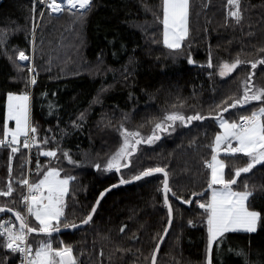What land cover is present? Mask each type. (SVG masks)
<instances>
[{
  "label": "trees",
  "instance_id": "obj_1",
  "mask_svg": "<svg viewBox=\"0 0 264 264\" xmlns=\"http://www.w3.org/2000/svg\"><path fill=\"white\" fill-rule=\"evenodd\" d=\"M161 5L162 0H93L92 10L78 20L68 12L50 14L40 0H0V32L7 33L0 44V137L8 93L27 91L37 137L49 138L41 149H58L57 161L33 147L30 169L26 149L15 154L0 149V189L8 182L9 164L16 189L12 197H0V205L26 214L21 202L26 190L17 183L21 173L30 172L35 182L44 170L56 166L75 177L65 214L78 223L99 193L119 181V174L104 171L103 165L122 143L121 124L147 136L166 113L199 112L208 118L187 126L177 122L175 131L162 133L153 144L139 145L121 175L129 179L148 167L165 168L172 190L193 203L183 204L169 194L174 222L157 264H206V214L196 201L210 198L206 161L211 160L210 146L220 131L212 117L223 100L242 95V82L250 74L254 73L251 85L264 87V65L253 70L250 63H242L225 77L217 74L216 66L237 56L246 62L264 59V0H241L239 24L228 18L227 0H189V31L179 50L163 43ZM18 51L32 55L39 73L35 85L26 87L31 65L18 61ZM209 55L213 68L208 67ZM256 107L259 102L254 101L224 116L237 120ZM63 151L79 165L68 163ZM224 157L227 179L230 171L248 162L242 154ZM97 163L100 170L94 167ZM163 178L158 174L110 191L85 228L54 235L53 246L60 241L71 244L80 264H151L169 219L159 190ZM244 184L253 192L251 206L264 216V165L242 173L234 187L243 189ZM29 223H36L31 216ZM33 238L43 237L31 234ZM240 250L246 257L237 255ZM212 259L213 264H264V220L254 233L226 234L221 246H213ZM18 263L17 253L0 247V264Z\"/></svg>",
  "mask_w": 264,
  "mask_h": 264
},
{
  "label": "snow or ice",
  "instance_id": "obj_2",
  "mask_svg": "<svg viewBox=\"0 0 264 264\" xmlns=\"http://www.w3.org/2000/svg\"><path fill=\"white\" fill-rule=\"evenodd\" d=\"M45 4L50 14H62L68 12L76 19L82 20L93 7V0H40ZM228 18L236 24L243 20V11L241 0H227ZM162 24H163V43L170 49L179 50L182 42L188 36V17L189 0H162ZM41 17L43 12L40 13ZM35 26L33 27V34ZM7 40V33L0 32V44ZM264 51V49H261ZM18 61H31V57L24 51H18ZM189 63H193L189 57ZM242 63H250L251 69L255 70L258 64L264 65V59L256 61H242L239 56L231 62L222 61L216 66L217 74L225 77L234 72ZM19 67V65H17ZM208 67L213 68L211 55H209ZM22 70V69H21ZM29 76L26 87L37 83L36 76L39 73L34 67H28ZM254 74V73H252ZM252 74L242 82L243 92L238 98L229 97L216 106V114L212 117L222 131L217 132L211 147V160L206 161V167L210 169V179L208 181V190L210 198L204 202L196 201L198 207L206 214L207 229V254L206 264H213L212 251L213 246H221L226 234L234 232L254 233L257 231L258 224L264 220L260 211H256L251 206L249 198L253 195L252 190L247 184L243 185L242 190L234 188L237 185V178L241 174H247L257 165H264V87H255L251 85ZM211 76L212 73L210 72ZM30 94L25 91L21 94L8 93L7 95V115L3 124L2 138H0V147H8L11 153L15 154L21 148L31 149L36 147L39 154L47 158L57 157V148L41 149V145L47 146L49 138L37 137V129L31 122ZM231 100V103L228 101ZM259 102V107L251 110L248 115H241L237 120L225 118L224 113L229 109L237 107L243 108L252 102ZM52 106L50 105V108ZM211 115V114H210ZM83 119V114L80 117ZM208 117L199 112L193 115H185L179 111L166 113L158 122L154 124L150 135L142 136L138 130H129L123 124L120 126L122 143L117 150L108 158L103 165L106 172H120L121 168L129 167L130 157L136 152L137 146L141 143L153 144L161 139V133L169 134L175 131L177 122L181 126H187L193 121H203ZM9 121H14L15 126L10 128ZM75 123V122H74ZM221 152L225 156L235 157L242 154L247 157L246 166L239 167L229 172L230 178H225V162L220 159ZM62 156L68 163L79 165V161H74L67 151H63ZM11 160V156H10ZM94 167L101 169L99 163ZM37 172L39 174L40 165L37 161ZM63 170L50 166L44 170L42 178L38 181L30 182L28 176L21 173V178L17 183L25 188V193L21 196V202L26 209V214L14 210L7 205H0V213H12L15 223L11 219L0 220V247L7 249L10 253H18L21 257V264H80L74 248L71 244H65L60 241L57 246H53V234L59 233L61 229H77L81 225H87L96 212V206L105 193L118 185H111L99 193L96 204L85 218L76 224L68 220L65 214V197L69 191V185L75 180L74 176H61ZM9 179L4 188L0 189V197H12L16 191L12 182V167L8 168ZM155 173L163 174L162 188L164 204L168 211V225L172 223V204L169 201V194L183 204L191 205L193 200L178 197L169 186L168 172L163 167H148L133 175L129 179L120 176L119 184H128L132 181H139L145 177H150ZM203 196V193H192V196ZM14 202V201H13ZM34 218L35 224H30L27 217ZM192 224V221H189ZM121 232L124 231L122 227ZM167 232V229H165ZM32 233L37 237L30 240ZM35 245V247H34ZM159 251V245L152 254L151 264H156V253ZM237 255L246 257V253L240 250Z\"/></svg>",
  "mask_w": 264,
  "mask_h": 264
},
{
  "label": "water",
  "instance_id": "obj_3",
  "mask_svg": "<svg viewBox=\"0 0 264 264\" xmlns=\"http://www.w3.org/2000/svg\"><path fill=\"white\" fill-rule=\"evenodd\" d=\"M230 109H231V108H230ZM161 137H162V133H161ZM141 144L145 145V143H141ZM141 144H140V145H141ZM138 147H139V145L137 146V150H136V152H135L132 156H134V155L138 152ZM130 161H131V157H130ZM130 166H131V163H130L129 167H130ZM129 167H127V168H129ZM127 168H121L120 172H117V173L119 174V178H120V176H122V175H121V171H122L123 169H127ZM165 171H166V170H165ZM158 174H162V173H155V174H153L152 176H154V175H158ZM150 177H151V176H150ZM145 178H147V177H145ZM125 179H126V178H125ZM143 179H144V178H143ZM168 180H169V186H170V178H169V174H168ZM139 181H140V180H139ZM136 182H138V181H132L131 183L120 185V184H119V181H118V182L114 183V184H116V185H118V186L115 187V188H111L110 191H112V190H114V189H116V188L122 187V186H126V185H129V184L136 183ZM114 184H112V185H114ZM110 186H111V185H110ZM110 186H108L107 188H110ZM107 188H105V189H107ZM105 189H104V190H105ZM104 190H103V191H104ZM110 191L106 192L105 195H104V197H105ZM98 197H99V196H98ZM104 197L100 200L99 205L96 206V212H97V210H98V208H99V206H100L102 200L104 199ZM169 201H170V197H169ZM170 203H171V201H170ZM95 204H96V202H95ZM95 204H94V205H95ZM172 208H173V206H172ZM96 212L93 214V217L95 216ZM3 214H10V215H13L12 213H7V212H5V213H0V216H2ZM13 216H14V215H13ZM92 219H93V218H92ZM90 222H91V221H90ZM90 222H89V223H90ZM173 222H174V210H173V213H172V223H171V225H168V224H167V227H166L167 232L164 231V233L162 234V236H161V238H160V240H159V242H158V244H157V245H159V251L156 253V264H157V260H158L159 253H160V251H161V249H162V247H163V245H164L166 239H167L168 236H169V233H170V231H171V228H172ZM89 223H88V224H89ZM76 224L79 225L80 222H78V223H76ZM88 224H87V225H88ZM87 225H81V226L78 227L77 229H63V228H62L61 231H60L59 233H54L53 236H54V235H60V234L65 233V232L76 231V230H78V229L85 228ZM32 234H36V233H32ZM36 235H37V234H36ZM156 248H157V246H156ZM156 248H155V249H156Z\"/></svg>",
  "mask_w": 264,
  "mask_h": 264
},
{
  "label": "built area",
  "instance_id": "obj_4",
  "mask_svg": "<svg viewBox=\"0 0 264 264\" xmlns=\"http://www.w3.org/2000/svg\"><path fill=\"white\" fill-rule=\"evenodd\" d=\"M31 122H32V113H31ZM33 125V124H32ZM0 138H2V137H0ZM0 149H10V148H8V147H0ZM32 149H33V147L31 148V149H26L27 150V153H28V165H29V169H30V162H31V152H32ZM11 150V149H10ZM223 152H221V154H222ZM28 178H29V180H30V172L28 173ZM30 182H31V180H30ZM7 219H11V220H13V222H15V223H17L18 224V222L17 221H15V218H14V216L13 215H10V214H3L1 217H0V220H7ZM27 219H28V221H29V216L27 217ZM18 254V253H17ZM19 255V254H18ZM18 264H21V257H20V255H19V263Z\"/></svg>",
  "mask_w": 264,
  "mask_h": 264
},
{
  "label": "rangeland",
  "instance_id": "obj_5",
  "mask_svg": "<svg viewBox=\"0 0 264 264\" xmlns=\"http://www.w3.org/2000/svg\"><path fill=\"white\" fill-rule=\"evenodd\" d=\"M46 7V6H45ZM56 15V14H55ZM31 57V61L29 62V61H20L22 64H27V63H29L30 65H31V67H33V60H32V55L30 56ZM21 94V93H20ZM18 95V94H17ZM30 97L32 98V96L30 95ZM30 107H31V100H30ZM31 113H32V109H31ZM225 118H227V117H225ZM229 119V118H228ZM229 120H236V119H229ZM13 122V121H12ZM32 124H33V115H32ZM15 126V124L13 123V125H10V122H9V127L10 128H12V127H14ZM220 131H222L221 129H220ZM225 155H224V153H222V154H220V156H219V158L220 159H222V160H224V162H225V178L227 179V174H226V161H225V157H224ZM64 175H67V174H64V173H61V176H64ZM234 188H236V187H234ZM69 190H70V185H69ZM236 190H242V189H239V188H236ZM68 193H69V191H68ZM68 195V194H67ZM210 195H211V193H210ZM66 198H67V196L65 197V201H66ZM256 211H259V210H257V209H255ZM33 218V217H32ZM34 219V218H33ZM258 227H259V224H258V226H257V229H258Z\"/></svg>",
  "mask_w": 264,
  "mask_h": 264
},
{
  "label": "crops",
  "instance_id": "obj_6",
  "mask_svg": "<svg viewBox=\"0 0 264 264\" xmlns=\"http://www.w3.org/2000/svg\"><path fill=\"white\" fill-rule=\"evenodd\" d=\"M183 43V42H182ZM7 115V114H6ZM10 122V125H11V123H12V121H9ZM9 122H8V125H9ZM13 123H14V121H13Z\"/></svg>",
  "mask_w": 264,
  "mask_h": 264
},
{
  "label": "bare ground",
  "instance_id": "obj_7",
  "mask_svg": "<svg viewBox=\"0 0 264 264\" xmlns=\"http://www.w3.org/2000/svg\"><path fill=\"white\" fill-rule=\"evenodd\" d=\"M46 6V5H45Z\"/></svg>",
  "mask_w": 264,
  "mask_h": 264
}]
</instances>
